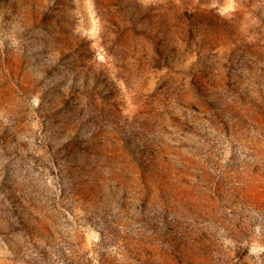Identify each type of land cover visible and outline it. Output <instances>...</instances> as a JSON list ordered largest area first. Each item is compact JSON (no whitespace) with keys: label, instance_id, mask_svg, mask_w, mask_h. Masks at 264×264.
<instances>
[{"label":"rangeland","instance_id":"rangeland-1","mask_svg":"<svg viewBox=\"0 0 264 264\" xmlns=\"http://www.w3.org/2000/svg\"><path fill=\"white\" fill-rule=\"evenodd\" d=\"M0 264H264V0H0Z\"/></svg>","mask_w":264,"mask_h":264}]
</instances>
